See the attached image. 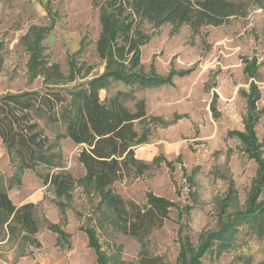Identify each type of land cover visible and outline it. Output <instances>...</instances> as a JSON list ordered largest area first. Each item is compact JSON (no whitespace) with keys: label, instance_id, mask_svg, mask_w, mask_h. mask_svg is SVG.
Segmentation results:
<instances>
[{"label":"rangeland","instance_id":"1","mask_svg":"<svg viewBox=\"0 0 264 264\" xmlns=\"http://www.w3.org/2000/svg\"><path fill=\"white\" fill-rule=\"evenodd\" d=\"M201 0H194V2ZM107 0H0V42L5 64L0 74V97L6 93L38 90L45 92L43 79L28 69L29 52L21 38L30 27L51 28L44 41L51 63L61 65L66 75L71 62L90 68L89 78L103 74L107 60L97 51L101 35V13ZM261 2L248 6L242 15L224 18L220 25H205L193 32L189 25L177 31L169 23L158 25L145 20L142 29L147 40L140 47L141 67L161 75L171 70L191 74L173 78V86L140 89L137 99H145L148 117L135 124L142 144L135 147L137 165L114 189L125 200L147 208L149 193L173 205L163 227L139 241L120 229L113 214L100 206V198L89 194L82 179L86 169L79 160L83 146L67 137L64 122L40 126L49 139L50 153L57 168L40 167L19 173L5 146V172L0 171V189L8 191L17 206L36 204L39 232L32 238L15 228L10 233L0 227V264H97L94 249L83 228H94L106 255L107 264H136L143 249L160 256L168 264H184L197 254L202 235L218 232L236 213L246 209L256 186L258 165L244 151L230 131H244L243 117L251 80L244 73V57L255 56L260 64L257 82L262 111L256 132L263 143L264 159V8ZM126 65H129L127 62ZM138 68V69H140ZM88 78V79H89ZM60 86L66 94L87 80ZM123 84L101 91L104 101ZM214 93L219 116L211 103ZM133 108V103H128ZM171 163V165H169ZM66 171L77 182L69 197L58 199L49 174ZM259 199L263 198L264 186ZM58 224L63 236L49 229ZM240 232L232 245L218 253V243L201 259L203 264H264V238Z\"/></svg>","mask_w":264,"mask_h":264},{"label":"trees","instance_id":"2","mask_svg":"<svg viewBox=\"0 0 264 264\" xmlns=\"http://www.w3.org/2000/svg\"><path fill=\"white\" fill-rule=\"evenodd\" d=\"M258 2L263 3L264 8V0H107L100 18L102 31L97 51L108 64L103 74L92 78H89L90 68L78 66L74 61L68 75L60 64L51 63L44 46L51 28L30 27L21 38V44L29 52V72L33 77L43 79L45 92L22 91L0 97V139L15 162L17 171L23 173L40 167H58L40 121L46 119L53 124L64 122L67 137L76 145L83 146L79 160L86 169L82 179L84 188L89 194L99 196V205L106 206L113 214L124 234L139 241L147 239L154 230L163 227L173 204L166 198L149 193L147 208L142 209L133 201L125 200L113 187L137 165L148 166L135 154V147L142 144L135 124L148 117L146 100L137 99L135 92L173 86L175 76H187L192 70H171L165 76L154 69L146 72L140 68V47L147 41L142 24L145 20L158 25L169 23L175 31L189 25L193 32H197L202 26H217L224 18L242 15L248 6ZM127 62L129 65H126ZM242 62L244 73L251 80L249 91H242L247 104L243 117L244 131L233 130L228 135L240 138L245 153L258 165L259 179L252 188L254 193L249 196L246 209L232 216L218 232L202 235L203 241L189 264H203L201 259L216 242L218 253H221L236 240L240 228H245L249 235L264 238V195L259 199L264 186L263 143L256 132L262 112L257 106L262 97L256 82L260 64L255 56L244 57ZM4 64V45L0 42V74ZM85 79H88L86 84L66 94L58 89ZM112 84H123L126 90H117L103 101L101 91L108 90ZM218 98V94L214 93L211 103V111L216 117L219 116L216 108ZM128 103H133V108L128 107ZM45 182L53 187L58 199L69 197L77 185L74 177L66 171L47 175ZM0 227L6 228L9 233L19 228L23 234L34 238L39 232L36 204L17 206L8 191L0 189ZM49 229L59 237L64 234L58 224H51ZM83 231L89 246L95 251L97 264H107L96 230L83 228ZM185 260L186 252L182 250L179 264H184ZM136 264L168 263L143 249Z\"/></svg>","mask_w":264,"mask_h":264},{"label":"crops","instance_id":"3","mask_svg":"<svg viewBox=\"0 0 264 264\" xmlns=\"http://www.w3.org/2000/svg\"><path fill=\"white\" fill-rule=\"evenodd\" d=\"M244 71V70H243ZM257 82V81H256ZM251 83V82H250ZM257 84H258V82H257ZM250 86V85H249ZM259 86V85H258ZM260 88V87H259ZM249 91V90H248ZM262 94V93H261ZM219 96V95H218ZM262 98V97H261ZM261 100V99H260ZM257 106H258V103H257ZM259 109V108H258ZM260 110V109H259ZM2 140L0 139V171H2V172H5V167H2V162L3 161H6V158H5V156H6V153H5V150H4V148H2ZM26 203H34V202H32V201H28V202H26ZM25 203V204H26Z\"/></svg>","mask_w":264,"mask_h":264}]
</instances>
